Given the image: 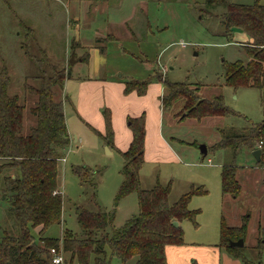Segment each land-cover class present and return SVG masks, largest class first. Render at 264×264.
<instances>
[{
  "label": "rangeland",
  "instance_id": "rangeland-1",
  "mask_svg": "<svg viewBox=\"0 0 264 264\" xmlns=\"http://www.w3.org/2000/svg\"><path fill=\"white\" fill-rule=\"evenodd\" d=\"M231 1L252 5L256 0ZM224 11L221 6H208L207 0H0V69L4 66L8 68L13 79L12 94L19 95L22 101L27 102L24 121L26 133L36 122L29 111L35 105L36 98L28 96L26 99L23 92L26 77L33 66L21 49L25 41L24 26L35 32L36 53L40 48L44 49L59 70L72 69L75 77L88 75L87 65L80 60L86 57L90 47H95L98 63L105 54L103 63L100 62L103 67L99 77L143 81L162 75L172 83L199 88L198 95L203 99L224 98L226 106L237 116L180 122L183 103L180 100L174 102L164 116V133L174 140L171 147L176 157L170 155L161 160L148 161L141 171L143 189L150 190L157 182L163 186L172 183L170 204L176 203L192 187H203L208 191L205 196L193 197L189 205L190 210L200 212L198 226L187 220L181 226L184 242L191 235V240L215 239L218 246L221 222L219 225L213 213L221 201L224 203L221 166L233 163V153L230 150L210 152L203 159L199 147L206 145L210 150L220 140L218 129L240 132L264 120L258 90H234L226 85L224 63L247 62L248 56L245 43H240L236 36L233 42H229L224 36L221 20ZM106 38L115 40L103 42ZM98 39L103 41L97 43ZM103 47L106 49L104 54L100 51ZM29 84L36 85V82L29 81ZM75 91L74 88L70 89L72 95H75ZM58 92V99L64 102L70 117L71 106L65 100L66 92ZM70 93L68 96L72 99ZM84 132L89 134L83 138L86 144L78 148L80 144L72 143L59 161L58 188L64 200L62 223L50 227L44 237L61 239L65 230L82 237L77 219L78 207L107 212L115 209L114 224L105 234L121 228L139 213L135 193L124 198L117 206L115 203L123 182L122 156L118 153L109 155L108 147L94 133L87 128H84ZM94 140L100 143L98 149L92 147ZM236 164L243 167L240 177L244 176L247 181H242L238 204H228L229 211H224L222 215H230L229 223L226 220L228 225L238 223L237 217H241L242 224L248 221L245 257L258 264L264 242V167L257 165L248 150L240 153ZM85 166L101 171L95 179L96 189L91 184H81L74 173L76 167ZM10 208L3 198L0 179V239L5 232L14 236L19 234V223L11 215ZM33 235L37 241L41 238L37 229L33 230ZM64 261L71 264L69 254L64 255ZM261 261L264 264V253ZM134 263L133 259L129 264ZM111 264L122 263L113 258Z\"/></svg>",
  "mask_w": 264,
  "mask_h": 264
},
{
  "label": "trees",
  "instance_id": "trees-1",
  "mask_svg": "<svg viewBox=\"0 0 264 264\" xmlns=\"http://www.w3.org/2000/svg\"><path fill=\"white\" fill-rule=\"evenodd\" d=\"M103 1V0H96ZM208 6H221L224 13L221 20L224 36L234 41L235 31L241 30L251 40L245 46L247 62L224 63L226 85L238 90L253 88L260 92L264 108V1L256 0L252 5H240L231 0H207ZM215 16V15H213ZM25 41L21 49L33 64L32 72L26 77L23 86L24 96H34L35 105L29 109L36 122L28 133L24 132V121L28 106L19 95L12 94L13 79L6 66L0 69V179L2 195L11 206L10 213L19 223V234L7 232L0 239V264H53L51 250L69 254L70 263L111 264L116 258L122 264H168L166 248L184 245V231L181 223L185 220L198 226L199 211L189 208L195 196L208 194L203 187L194 188L182 195L174 204L169 203L172 183L167 186L159 182L150 190L143 189L141 171L145 164L146 119L142 115L129 119L133 139L129 149L121 153L124 166L121 171L122 185L116 196V206L126 197L135 193L138 196L139 213L127 220L111 234H105L113 226L116 210L110 212L90 211L77 208V219L82 237L65 230L61 239L44 237L54 225L62 223L64 200L58 188L59 161L67 152L71 137L68 132L64 112V102L58 94L64 90L65 82L71 78V69L59 70L52 63L44 49L36 53L35 32L25 27ZM115 38L96 40L97 43L114 41ZM72 50L74 46H71ZM102 54L105 47L100 48ZM89 54L82 58L87 63ZM36 82V85L29 84ZM152 82L160 83L167 93L161 103L164 111L173 107L174 102L183 103L180 122L207 118H226L237 114L226 106L224 98L203 99L198 95L199 88L185 83H172L167 77L155 75L148 80L130 79L125 82V94L136 92L142 97L147 94ZM106 124L105 134L92 131L108 147L114 146V130L111 112H103ZM220 140L208 150L209 153L230 150L233 163L223 165L221 171L222 194L238 199L242 186L238 179L240 167L237 157L244 150L253 153L261 150L258 166L264 167V120L244 128L240 132L218 129ZM172 143L173 140L171 141ZM205 159L207 156H202ZM74 173L81 184H91L95 189L96 177L100 170L76 167ZM179 224L178 227L174 223ZM39 229L41 238L36 240L33 230ZM248 221L240 227H231L224 218L221 221L219 247L243 264H254L245 257V248H234L231 242L246 238ZM260 252L258 264L264 253ZM109 250V253H108ZM109 254V255H108ZM66 264V261H65Z\"/></svg>",
  "mask_w": 264,
  "mask_h": 264
},
{
  "label": "crops",
  "instance_id": "crops-1",
  "mask_svg": "<svg viewBox=\"0 0 264 264\" xmlns=\"http://www.w3.org/2000/svg\"><path fill=\"white\" fill-rule=\"evenodd\" d=\"M80 1L92 2L94 0ZM235 36L240 40V43L247 44L251 42L249 37L241 30H236ZM90 48L88 62L84 63L82 57L80 60L81 63L87 65L88 75L86 77H75L72 74L71 78L68 79L64 85V91L66 92L65 100L69 102L71 106V116L69 117L64 105L66 124L71 137L70 146L72 143H78L80 144L78 148H81L86 144L83 138H86L89 134L84 132V128H87V130L95 135L96 133L92 131L91 128L104 135L106 132V124L103 112L108 109L112 115L114 146L111 148L108 147L98 135L96 136L106 147L109 148V155L115 153L121 155V153L126 152L129 149L133 134L129 127L128 120L136 119L144 115L146 119L145 164L148 161L161 160L164 156L173 155V157H176L171 147V141L173 139L170 137L168 138L164 133V116L166 111L163 110L161 99L166 94L165 88L160 83L154 82L155 85H153L154 83L149 85L145 96L140 97L136 92L126 95L125 82L127 79L121 80L99 77V72L103 67L101 65L105 54L102 56L103 59L100 58L98 63L97 61L99 58L97 49H93L95 47ZM101 61L102 63L100 64ZM72 71L73 70L71 69V73ZM130 79L133 78H129L128 80ZM71 88L76 90L75 95L70 93ZM69 93L72 95V99L69 98ZM92 147L98 149L100 143L94 140ZM206 156H208V154ZM210 161L211 160H209V162ZM242 168L243 167H240L238 176L239 181H241V186L243 180L247 181L244 176L240 177V174L243 172ZM255 183L257 182L255 181ZM255 183L254 187L257 188ZM239 199L224 197V203H222V201L219 203V206L216 207L213 213L214 219L216 221L218 219L219 225L224 211H229L227 208L229 207L228 204L236 205L238 204ZM223 218L225 221L228 220L229 223L230 215L228 213L223 216ZM237 221L238 223H235V225L232 224L229 226L240 227L242 225L241 217H237ZM202 236H207V234ZM190 238L191 235L186 238V242L182 246H168L166 248L168 264H242L240 260L234 259L225 251H222L217 244L218 241L215 239L214 241H197L191 240Z\"/></svg>",
  "mask_w": 264,
  "mask_h": 264
},
{
  "label": "water",
  "instance_id": "water-1",
  "mask_svg": "<svg viewBox=\"0 0 264 264\" xmlns=\"http://www.w3.org/2000/svg\"><path fill=\"white\" fill-rule=\"evenodd\" d=\"M199 150L203 156H206L208 154V147L206 145H201L199 147ZM107 151H109L108 148H107ZM261 153H262L261 150L254 151L252 153L253 157L256 159L257 162L260 161ZM174 226L178 227L179 224L175 222ZM231 246L234 248H243L245 246V238H241L240 240L236 242H231Z\"/></svg>",
  "mask_w": 264,
  "mask_h": 264
},
{
  "label": "built area",
  "instance_id": "built-area-1",
  "mask_svg": "<svg viewBox=\"0 0 264 264\" xmlns=\"http://www.w3.org/2000/svg\"><path fill=\"white\" fill-rule=\"evenodd\" d=\"M51 254L53 256L52 262L53 264H65L64 254L62 251H56L55 249L51 250Z\"/></svg>",
  "mask_w": 264,
  "mask_h": 264
}]
</instances>
